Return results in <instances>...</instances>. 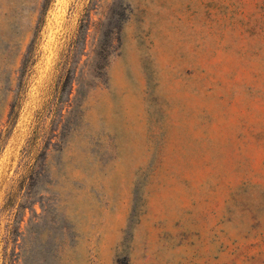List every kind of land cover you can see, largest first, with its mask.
I'll use <instances>...</instances> for the list:
<instances>
[{
	"label": "rangeland",
	"instance_id": "rangeland-1",
	"mask_svg": "<svg viewBox=\"0 0 264 264\" xmlns=\"http://www.w3.org/2000/svg\"><path fill=\"white\" fill-rule=\"evenodd\" d=\"M0 264H264V0H0Z\"/></svg>",
	"mask_w": 264,
	"mask_h": 264
}]
</instances>
